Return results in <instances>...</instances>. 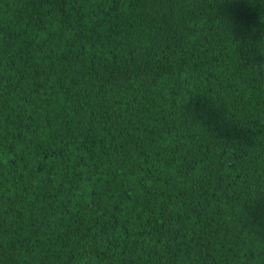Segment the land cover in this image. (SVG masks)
Returning <instances> with one entry per match:
<instances>
[{
	"label": "trees",
	"instance_id": "1",
	"mask_svg": "<svg viewBox=\"0 0 264 264\" xmlns=\"http://www.w3.org/2000/svg\"><path fill=\"white\" fill-rule=\"evenodd\" d=\"M261 21L0 0V264H264Z\"/></svg>",
	"mask_w": 264,
	"mask_h": 264
},
{
	"label": "clouds",
	"instance_id": "2",
	"mask_svg": "<svg viewBox=\"0 0 264 264\" xmlns=\"http://www.w3.org/2000/svg\"><path fill=\"white\" fill-rule=\"evenodd\" d=\"M261 25L259 26V28L257 27H252L251 28V32L252 33H256L259 32L260 36L259 39L255 41V49H256V54H261L264 55V21H261ZM246 45L248 47L253 46L252 45V41L249 39L248 41H246ZM247 51V48H246ZM249 54V53H248ZM253 54V53H252Z\"/></svg>",
	"mask_w": 264,
	"mask_h": 264
}]
</instances>
